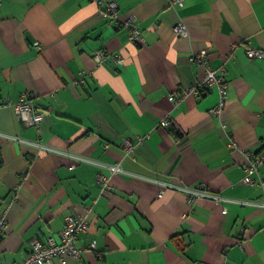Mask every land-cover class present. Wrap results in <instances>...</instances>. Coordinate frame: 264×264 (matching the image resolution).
I'll return each mask as SVG.
<instances>
[{
    "label": "crops",
    "instance_id": "1",
    "mask_svg": "<svg viewBox=\"0 0 264 264\" xmlns=\"http://www.w3.org/2000/svg\"><path fill=\"white\" fill-rule=\"evenodd\" d=\"M128 20L142 43L129 41ZM249 48L264 53V0H0V134L23 140L0 135V264L21 262L68 215L87 218L80 259L53 264H264V209L189 202L170 187L262 199L260 186L241 183L243 152L264 154V58ZM199 52L225 83L223 99L215 85L181 95L201 77ZM21 98L48 111L40 126L1 106ZM221 99V116L210 114ZM27 141L122 171L73 166ZM254 176L264 179V165Z\"/></svg>",
    "mask_w": 264,
    "mask_h": 264
},
{
    "label": "built area",
    "instance_id": "2",
    "mask_svg": "<svg viewBox=\"0 0 264 264\" xmlns=\"http://www.w3.org/2000/svg\"><path fill=\"white\" fill-rule=\"evenodd\" d=\"M175 2L179 5H182V0H175ZM99 3V2H98ZM107 12L112 14L116 10V4L114 2H108L106 4ZM126 26L129 31V41L132 43L140 44L143 42V38L140 34V30L138 28L137 23L134 20H128ZM174 32L180 37H187V28L182 23H177L174 26ZM37 49L39 46L37 43L34 44ZM247 56L249 58H264V53L260 50L256 49H247ZM103 58L102 53H98L95 55V61L100 62ZM112 61L114 66L121 67L123 65V59L120 56H113ZM193 63H196L202 71L201 77L199 80H195L193 84L188 87H185L181 95L185 96L187 94L198 96L201 91L208 90L211 85H215L218 89L221 98L223 99L225 93V83L222 82L221 78L217 76L216 72L211 69L207 64V54L205 52H199L193 58H191ZM222 99L220 103L212 108L209 113L214 114L216 116H221L222 113ZM169 100L175 102L174 96L169 97ZM2 107H12L15 112L17 119L26 126H40L45 119L48 117L49 113L47 110H38L35 106L26 98H21L16 103H11L9 101H4L1 103ZM169 124L168 120H162L160 122L161 127H166ZM2 137L8 140L13 141H23L22 139L11 136L0 134ZM27 143L41 149L44 152H51L63 156L65 158L70 159L73 166L81 163L89 162L94 163L96 166L104 165L107 169L110 170L111 174H118L122 170L119 164H99L98 162L85 158L84 156L77 155L74 153H70L68 151L59 150L56 148H52L46 145L41 144L40 142H30ZM122 145L124 148L129 151L132 149V144L129 140H123ZM232 148H237V145L234 142L230 143ZM244 157L247 160V165L244 169L245 175L241 180V183L245 186L258 185L264 191V179L255 178L254 175L258 173L259 167L264 165V154L254 153L252 151H244ZM96 180L99 183V186L102 190L108 187V180L102 174H96ZM173 189H178L179 191L185 193L188 197L189 202H195L198 200H210L215 204H237L241 206H248L252 208H262L264 209V193L261 200L255 201H240V200H232L228 198H224L211 192L207 186L199 185L194 188H186L181 186L172 185L170 186ZM91 208V207H90ZM88 209V214L91 213V209ZM87 225L86 217H79L75 215H68L64 219V224L61 229L58 231L56 236H48L45 240L32 239L30 244V251L21 262L15 264H53L55 260L64 263L66 258L71 261L77 263L80 259V254L82 251V247H77L75 245L76 236L84 232ZM6 227V215L5 212L2 211L0 213V236L3 230ZM87 248L91 250H95V241L89 242Z\"/></svg>",
    "mask_w": 264,
    "mask_h": 264
},
{
    "label": "trees",
    "instance_id": "3",
    "mask_svg": "<svg viewBox=\"0 0 264 264\" xmlns=\"http://www.w3.org/2000/svg\"><path fill=\"white\" fill-rule=\"evenodd\" d=\"M203 91L200 92V94L202 93ZM199 96V95H198Z\"/></svg>",
    "mask_w": 264,
    "mask_h": 264
}]
</instances>
